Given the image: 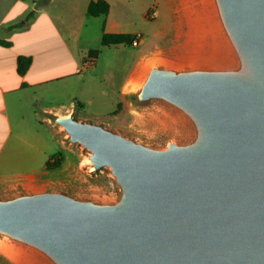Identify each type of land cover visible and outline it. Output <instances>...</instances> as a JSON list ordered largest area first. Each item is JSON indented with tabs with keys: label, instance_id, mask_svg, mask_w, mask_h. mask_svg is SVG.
Segmentation results:
<instances>
[{
	"label": "water",
	"instance_id": "water-1",
	"mask_svg": "<svg viewBox=\"0 0 264 264\" xmlns=\"http://www.w3.org/2000/svg\"><path fill=\"white\" fill-rule=\"evenodd\" d=\"M194 1L204 54L154 62L130 89L180 135L156 143L76 106L48 113L115 193L0 192V245L35 264H264V0Z\"/></svg>",
	"mask_w": 264,
	"mask_h": 264
},
{
	"label": "crops",
	"instance_id": "crops-1",
	"mask_svg": "<svg viewBox=\"0 0 264 264\" xmlns=\"http://www.w3.org/2000/svg\"><path fill=\"white\" fill-rule=\"evenodd\" d=\"M80 1L0 0V40L10 43L8 46L0 43V192L55 184L63 175L62 167L55 170L45 167L47 160L58 153L57 148L64 145L47 114L74 107L75 97L70 102L55 97L64 90L69 93L71 79H80L81 73L90 67L87 62L92 61L90 68H94L99 59L98 54L91 55L93 49L81 47L80 35L84 29L72 33L68 29L65 16L74 12ZM90 1L83 4L84 15ZM107 1L109 13L94 17L103 22L98 36L100 42L104 32L134 34L136 31L129 32L124 24L109 20L112 3ZM64 4L68 9L65 10ZM31 11H34L33 17L26 20ZM192 15L193 10L186 13L189 34ZM13 25L16 27L9 28ZM188 44L189 51L174 53L177 58L173 55L171 58L180 62L193 60V44L191 41ZM19 56L32 58L24 75L17 71ZM135 70L133 66L124 80L118 102L128 89H133Z\"/></svg>",
	"mask_w": 264,
	"mask_h": 264
},
{
	"label": "rangeland",
	"instance_id": "rangeland-1",
	"mask_svg": "<svg viewBox=\"0 0 264 264\" xmlns=\"http://www.w3.org/2000/svg\"><path fill=\"white\" fill-rule=\"evenodd\" d=\"M110 1L112 14L109 20L111 18L124 24L129 32L136 31L134 34L139 37L137 45L124 48L102 47L98 36L103 22L101 18L84 15L81 9L87 0H81L74 12L71 9L72 13L65 16L68 29L70 33L84 29L80 35L82 36L80 45L83 48L97 50L98 63L94 68H90L93 64L87 67L89 69L81 73L78 77L80 79H71L69 93L64 90L55 99L70 102L75 97L74 106L77 107L78 100L84 105L82 108L77 107L79 117L105 122L113 128L141 135L156 143L164 142L174 135L178 137L180 133L176 132L175 125H171L164 115L156 111L135 108L130 89L126 91L124 98L121 97L122 103L118 112L113 114V110L120 103L118 99L121 87L133 66L135 72H138L139 68L147 63L156 62L157 56L171 58L174 53L189 51L188 41L193 44V62L204 54L209 31L205 19L200 13L199 15L196 13L199 6L194 0ZM64 8L66 10L68 6L64 4ZM191 10L193 21L189 34L186 13ZM196 41L203 46L199 55H194L197 52V49H194ZM70 66L72 71L74 67L72 59ZM79 80L81 81L78 83ZM56 132L64 144L59 146L57 151L66 157V162L64 160L62 165L63 175L56 182L84 196L113 195L115 189L110 177L106 173L92 174L89 168L84 167L86 152L79 146L66 145L65 134ZM20 256L21 258H14L15 256L7 254L4 246L0 245V264H35L30 259Z\"/></svg>",
	"mask_w": 264,
	"mask_h": 264
},
{
	"label": "trees",
	"instance_id": "trees-1",
	"mask_svg": "<svg viewBox=\"0 0 264 264\" xmlns=\"http://www.w3.org/2000/svg\"><path fill=\"white\" fill-rule=\"evenodd\" d=\"M110 11V4L107 0H91L87 6V14L92 17H98L100 15H107ZM34 15V11H31L27 17L26 20L32 18ZM16 26H10L9 28L13 29ZM136 34L132 33H103L101 38V45L102 46H118V45H124V46H131L133 44V41L137 39ZM0 43L3 45H10L9 42H6L4 40H0ZM91 55H97V50H92ZM32 63V58L27 56H19L17 58V71L20 75H24L27 70L29 69L30 65ZM76 105L78 108H82L83 105L76 101ZM121 107V103H118L116 106V109L113 110V114H116L118 110ZM65 157L61 152H58L54 154L49 160L46 162V169L47 170H55L60 167H62L64 163Z\"/></svg>",
	"mask_w": 264,
	"mask_h": 264
},
{
	"label": "bare ground",
	"instance_id": "bare-ground-1",
	"mask_svg": "<svg viewBox=\"0 0 264 264\" xmlns=\"http://www.w3.org/2000/svg\"><path fill=\"white\" fill-rule=\"evenodd\" d=\"M208 31H209V28H208ZM202 48H203V46L199 42L196 41V45L194 44V49L195 50L197 49V52H195L194 55H199V52L202 50ZM160 54H162V53H160ZM173 56H174V58H177V55H173ZM156 62H159V63H167V64H180V63H189V62H193V61L192 60L191 61H186L185 60L183 62H180V61L169 60V58H167V57H161V56H159V58L156 60ZM151 64H153V63H147V65H144V66L141 65L142 67L139 68L138 72H135V76H134V78L132 80V84H131V87L133 89L136 87V85L138 84V82L142 79L143 75L145 74V72L147 70V67L150 66ZM4 250L7 251V254H9L11 256L13 255V257L15 256L14 258H18V257L21 258V256H20L21 255V252L17 248L9 247V246L4 245Z\"/></svg>",
	"mask_w": 264,
	"mask_h": 264
},
{
	"label": "built area",
	"instance_id": "built-area-1",
	"mask_svg": "<svg viewBox=\"0 0 264 264\" xmlns=\"http://www.w3.org/2000/svg\"><path fill=\"white\" fill-rule=\"evenodd\" d=\"M138 41H139V37H137V39L133 41V44L132 45H135L136 46L137 43H138ZM91 64H92V61L87 62V65L88 66H91Z\"/></svg>",
	"mask_w": 264,
	"mask_h": 264
}]
</instances>
